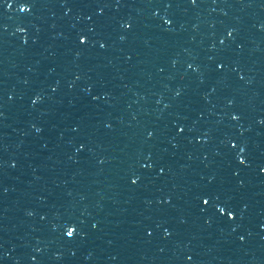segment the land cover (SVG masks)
<instances>
[{"label":"water","instance_id":"1","mask_svg":"<svg viewBox=\"0 0 264 264\" xmlns=\"http://www.w3.org/2000/svg\"><path fill=\"white\" fill-rule=\"evenodd\" d=\"M0 264H264V0H0Z\"/></svg>","mask_w":264,"mask_h":264},{"label":"snow or ice","instance_id":"2","mask_svg":"<svg viewBox=\"0 0 264 264\" xmlns=\"http://www.w3.org/2000/svg\"><path fill=\"white\" fill-rule=\"evenodd\" d=\"M69 235H72V233H69Z\"/></svg>","mask_w":264,"mask_h":264}]
</instances>
